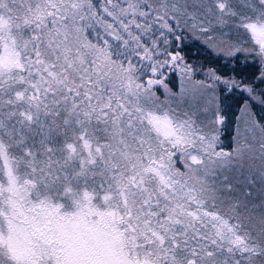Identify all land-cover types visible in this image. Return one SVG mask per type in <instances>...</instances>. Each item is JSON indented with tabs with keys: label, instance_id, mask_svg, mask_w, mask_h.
I'll list each match as a JSON object with an SVG mask.
<instances>
[{
	"label": "snow or ice",
	"instance_id": "snow-or-ice-1",
	"mask_svg": "<svg viewBox=\"0 0 264 264\" xmlns=\"http://www.w3.org/2000/svg\"><path fill=\"white\" fill-rule=\"evenodd\" d=\"M0 264H264V0H0Z\"/></svg>",
	"mask_w": 264,
	"mask_h": 264
}]
</instances>
